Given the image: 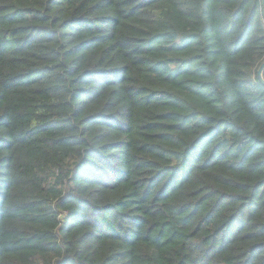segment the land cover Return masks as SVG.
I'll use <instances>...</instances> for the list:
<instances>
[{
  "label": "trees",
  "instance_id": "trees-1",
  "mask_svg": "<svg viewBox=\"0 0 264 264\" xmlns=\"http://www.w3.org/2000/svg\"><path fill=\"white\" fill-rule=\"evenodd\" d=\"M263 62L261 0H0V264H264Z\"/></svg>",
  "mask_w": 264,
  "mask_h": 264
},
{
  "label": "water",
  "instance_id": "water-1",
  "mask_svg": "<svg viewBox=\"0 0 264 264\" xmlns=\"http://www.w3.org/2000/svg\"><path fill=\"white\" fill-rule=\"evenodd\" d=\"M261 2H262L263 10H264V0H261ZM263 70H264V62L260 65V67L257 70V78L262 84H264V80L262 77Z\"/></svg>",
  "mask_w": 264,
  "mask_h": 264
}]
</instances>
